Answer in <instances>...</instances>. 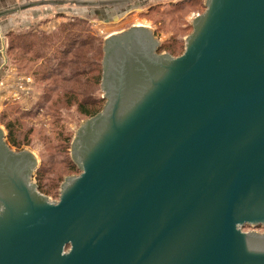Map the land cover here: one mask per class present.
<instances>
[{"label": "water", "instance_id": "water-1", "mask_svg": "<svg viewBox=\"0 0 264 264\" xmlns=\"http://www.w3.org/2000/svg\"><path fill=\"white\" fill-rule=\"evenodd\" d=\"M191 24L177 56L145 24L104 38L58 199L0 125V264H264V0Z\"/></svg>", "mask_w": 264, "mask_h": 264}, {"label": "trees", "instance_id": "trees-1", "mask_svg": "<svg viewBox=\"0 0 264 264\" xmlns=\"http://www.w3.org/2000/svg\"><path fill=\"white\" fill-rule=\"evenodd\" d=\"M202 1L204 0H176L170 3L179 10L186 4L194 5ZM159 8V4L151 6L147 15L157 12ZM73 18L72 21L61 24L53 31L30 30L7 33V52L11 60L18 65L21 72L24 69L26 71L30 69V67L26 68L28 62L35 63L32 74L39 85H44L36 108L29 112H22L21 115L34 114L35 116L45 107L47 108V103L54 112L63 110V106L69 109L75 107L76 112L84 118L91 117L102 109L105 102L101 94L104 38L91 32L90 23L86 17L74 16ZM174 48L175 46L168 42L161 43L158 51L166 50L174 54ZM14 111L18 113L17 110ZM1 120L8 131L7 139L11 146L20 148L26 143L19 139L21 134L19 118H9L8 115L3 114ZM59 121L55 120L53 124ZM63 130L61 127L57 128L58 138L63 141V144L57 145L58 148L54 145L52 159L56 160L55 157L63 153L67 156L62 160L66 168L71 172H79L77 165L70 157L72 133L68 131L66 133ZM46 170L47 168L43 166L38 168L37 184L40 191L51 194L50 191L56 188V183L46 182ZM43 182H46L47 187Z\"/></svg>", "mask_w": 264, "mask_h": 264}, {"label": "rangeland", "instance_id": "rangeland-1", "mask_svg": "<svg viewBox=\"0 0 264 264\" xmlns=\"http://www.w3.org/2000/svg\"><path fill=\"white\" fill-rule=\"evenodd\" d=\"M175 1L170 0V2ZM203 3L204 1H202V3L199 2L194 5L186 4L184 8L177 10V8L173 7L171 3L165 1L159 4L160 8L159 10H157V12H152L149 16L147 15V13H149V10H146L147 12L144 11L139 15H134L130 17V19L128 20L117 23H105L102 18H99L96 15H84V17L89 20L90 28L92 30L91 32L103 38H105L113 30L119 31L120 29H126L131 25L136 24L137 22H147L146 24H149V26L153 28L155 35L161 43L168 42V44H173L175 46V53L173 55L177 56L182 54V52L184 51V38L192 31L191 23L193 22L195 16L198 13H202L204 11ZM170 4L171 6H168ZM44 5L45 4L40 6H31L25 9H20V6H13V9H15L14 11H17V15L14 17L19 19L18 21H15V26L12 27L13 30L11 31H53L56 27L60 26L61 24L72 21L74 19V16H83V14L81 13H73L66 9L68 7L67 4H56L52 6ZM39 8H41L42 14H39L40 16H34L35 10H40ZM1 18L2 16H0V19ZM150 20L151 22H149ZM3 25V22L0 20V27H3ZM4 27L6 26L4 25ZM1 29L0 43L1 46H4L5 49L0 56V78L1 76L5 75L4 77L6 79L4 78L0 80V125H2L8 133L5 125L2 123L1 120L3 114L8 115L9 118H19V125L21 128V134L19 139L21 141L24 140L26 143L22 144L20 148H14H28L37 155L40 164L39 167L43 166L48 170H46V182L49 183L51 181L53 182L52 184L56 183V188L50 191L51 194H45L53 199H58L60 185L63 182L64 178L72 174H78L79 172H71L69 169L66 168L64 163H62V160L64 157L67 156H65V154L63 153L55 157L56 160L54 158L52 159L54 145L57 147V145L60 146V144H63V141L58 138L57 128L61 127L64 129V132L67 133L68 131V133H72L73 138V135L79 127L80 123L86 118L80 116V114L76 112L75 107L69 109L63 106L64 111L60 110L58 112H54L51 110L49 103H47V108L45 107L44 110H42L35 116L34 114L32 116L31 114L29 116L21 115L22 112H29L32 109L36 108V104L39 101L44 85H39L32 74L33 65L35 63L28 62V67L26 68L29 69L30 67V69L28 71L24 69L23 72L19 71L18 65L11 60V57L7 52V33L6 36L2 37V35L4 34L2 32L1 35ZM2 41H4V43ZM5 61L7 62L5 63ZM11 68H14L16 74H22L27 76V78L30 79L31 82V84L27 86L29 88L26 94H22L21 98L18 99L12 98V88L10 89L9 87H7V83H5L7 80L11 79L12 76H14V74L10 73V70H12ZM12 80L14 82L15 78H12ZM101 94L103 96V91ZM14 110H17L18 113ZM55 120L60 121L56 124H53ZM50 158L51 160L49 161ZM36 176L37 175L35 174L34 180L37 182ZM46 182H43V184L45 185ZM45 186L47 187V185ZM244 229L247 230V228Z\"/></svg>", "mask_w": 264, "mask_h": 264}, {"label": "crops", "instance_id": "crops-1", "mask_svg": "<svg viewBox=\"0 0 264 264\" xmlns=\"http://www.w3.org/2000/svg\"><path fill=\"white\" fill-rule=\"evenodd\" d=\"M161 1L163 2L168 1V3H170V0H0V16H2L0 20L6 26L4 27L3 25V27H0V29L2 28L1 35L3 32L4 35H2V37L6 36V33L13 30L12 27L15 26V21L16 20L18 21L19 19L14 17L17 15L16 14L17 11H14L15 9H13V6H23L26 4H32L36 2H37L36 6H40L43 4H45L44 6L67 4L68 7L66 9H68L73 13L75 12L81 13L83 14V16L96 15L97 17L102 18L105 23H113V22L117 23L128 20L130 19V17L134 15H139L146 10L148 11L151 6L163 3ZM39 9L40 10H35L34 16H38L39 14H42L41 8ZM149 22H151V20ZM146 23L137 22L136 24L149 25ZM121 30L123 29H120L119 31ZM112 32H117V30H113L111 31V33ZM2 42L4 43V41ZM4 49H5L4 46H1L0 43V56L4 52ZM6 62L7 61H5V63ZM4 76L5 75L1 76L0 80L4 79L5 78Z\"/></svg>", "mask_w": 264, "mask_h": 264}, {"label": "built area", "instance_id": "built-area-1", "mask_svg": "<svg viewBox=\"0 0 264 264\" xmlns=\"http://www.w3.org/2000/svg\"><path fill=\"white\" fill-rule=\"evenodd\" d=\"M12 70H10L11 74H14V76H10L11 79L7 80L5 83H7V87H9L12 90L11 96L13 99H18L21 98L22 94H26V92L28 91L27 86H29V84H31L30 79L27 78V76L22 75V74H16L14 71V68H11ZM12 78L14 80H12Z\"/></svg>", "mask_w": 264, "mask_h": 264}, {"label": "flooded vegetation", "instance_id": "flooded-vegetation-1", "mask_svg": "<svg viewBox=\"0 0 264 264\" xmlns=\"http://www.w3.org/2000/svg\"><path fill=\"white\" fill-rule=\"evenodd\" d=\"M250 229H252V228L247 227V230H250ZM257 230H259V231H261V232H264V226H259V227L257 228Z\"/></svg>", "mask_w": 264, "mask_h": 264}]
</instances>
